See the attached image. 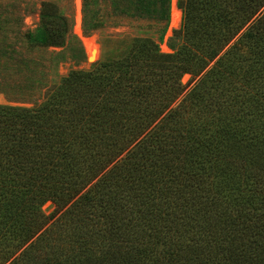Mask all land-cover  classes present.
I'll return each instance as SVG.
<instances>
[{"label": "trees", "instance_id": "16d2710c", "mask_svg": "<svg viewBox=\"0 0 264 264\" xmlns=\"http://www.w3.org/2000/svg\"><path fill=\"white\" fill-rule=\"evenodd\" d=\"M112 2L158 41L0 112V264H264V0H179L172 52L171 0ZM40 19L29 42L62 62L68 18L44 0Z\"/></svg>", "mask_w": 264, "mask_h": 264}, {"label": "rangeland", "instance_id": "374dc122", "mask_svg": "<svg viewBox=\"0 0 264 264\" xmlns=\"http://www.w3.org/2000/svg\"><path fill=\"white\" fill-rule=\"evenodd\" d=\"M42 1L44 0H0V48L8 46L7 51L10 53L14 51L16 55L11 61L9 57L0 54V76L3 77V85L5 86V93H0V103L3 104L0 112L5 105L34 106L41 103L49 92L48 89L59 82L63 76L70 73L71 70L84 69L87 71L95 62L111 59L117 51L118 40L121 38L127 40L126 38L131 39L135 36H151L157 41L159 38L160 21L153 18L134 19L118 15L113 11L112 0H92L90 12L85 18L84 2L80 0L79 12L83 33L87 37L96 36L98 44L101 46L100 57L91 62L86 44L75 30L77 20L75 1L50 0L55 3L59 12L66 15L71 26L65 52L60 58H63V61L56 63V52L62 50L63 47L52 46L47 48L40 44H32L31 41L30 44L28 39L27 33L35 32L37 26L41 24L40 8ZM178 2L179 0L177 5ZM172 8L173 0H171L170 23L164 40L160 42V48L163 52L173 51L168 45L169 38L182 25L181 22L180 27L172 28ZM261 11H264V7ZM95 24L102 26L96 28ZM163 45H166L169 50H164ZM109 60L107 73L109 72ZM191 77L190 74H185L182 78L183 83H188L184 93L197 80L195 78L189 83ZM43 209L47 214H50L54 211L55 205L52 204V201H47Z\"/></svg>", "mask_w": 264, "mask_h": 264}, {"label": "bare ground", "instance_id": "6f19581e", "mask_svg": "<svg viewBox=\"0 0 264 264\" xmlns=\"http://www.w3.org/2000/svg\"><path fill=\"white\" fill-rule=\"evenodd\" d=\"M77 5V20L75 30L77 34L84 40L88 54H89V61H95L100 57L101 54V46L98 44L97 37H87L84 35L82 26H81V17L79 12L80 7V0H74ZM178 0H173V8H172V28L173 27H180L182 22V11L177 5ZM164 50H169L166 45H163Z\"/></svg>", "mask_w": 264, "mask_h": 264}]
</instances>
